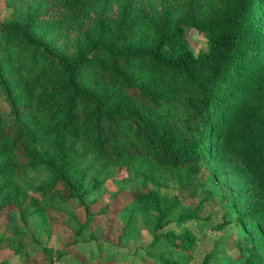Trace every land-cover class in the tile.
Returning a JSON list of instances; mask_svg holds the SVG:
<instances>
[{"label":"trees","instance_id":"1","mask_svg":"<svg viewBox=\"0 0 264 264\" xmlns=\"http://www.w3.org/2000/svg\"><path fill=\"white\" fill-rule=\"evenodd\" d=\"M11 1L19 11L27 0ZM113 1L109 14L89 0H38L0 20V255L16 239L24 247L35 223L51 229L56 217L68 238L58 259L102 258L111 222L106 206L92 209L108 182L120 189L119 212L138 210L153 223L146 251L131 263L187 264L196 232L211 221L203 206L217 190L246 233L235 243L239 264H264V0ZM83 16L89 22L71 51L38 28ZM187 29L205 48L190 46ZM89 154L96 160L85 165ZM234 163L250 185L240 207L220 186ZM110 167L148 182L151 168L169 169L186 194L125 190L122 179L100 178ZM41 170L48 178L31 187L18 180ZM198 192L196 205L185 203ZM135 231L128 219L109 245L120 247ZM90 241L97 254L82 247Z\"/></svg>","mask_w":264,"mask_h":264},{"label":"rangeland","instance_id":"2","mask_svg":"<svg viewBox=\"0 0 264 264\" xmlns=\"http://www.w3.org/2000/svg\"><path fill=\"white\" fill-rule=\"evenodd\" d=\"M38 0H27L23 2L16 10L11 0H0V20H9L15 18L27 8L33 7ZM42 1V0H40ZM105 0H89L88 6L96 8L99 12L113 13L115 10V2L113 0H107V4H104ZM18 8V9H19ZM89 19L86 16L73 20L69 25L65 27L47 26V23L39 24V31L47 32V38L57 40V44L60 48H65L69 51L73 49L76 42L77 35L80 28H84ZM52 25V24H51ZM186 35L190 46L199 51L205 48V40L194 29H187ZM85 144H81L80 148L85 149ZM96 160L94 154H89L84 161V164L93 163ZM218 159H214V163H217ZM238 164H227L226 170L221 173L220 186L227 188L229 194H232L237 199L241 200L239 207L243 204L247 195V190L250 192V185L248 176L243 170H239ZM152 172V181H144L143 177L134 176L133 173L128 174L126 170L110 167L102 171L100 178H113L122 179L124 182L123 187L125 190H130L133 186H147V188L158 190L161 195L173 196L180 194L184 197L186 193L180 192L179 180L177 181V172H172L166 168L155 167L151 168L149 174ZM49 174L43 170L34 172L31 171L24 177H20L18 180L31 187L37 184L39 181L48 178ZM207 187L213 188V183L209 182ZM118 186L116 184L105 182L97 191L96 197L98 203L93 207V211L97 212L102 207L106 206V212L109 213V220L111 222V232L109 234L108 243H106L105 254L103 253V259L94 256H87L86 258H78L80 262L85 264H134L131 260H135L144 251L146 246L150 242L153 234V223L147 214L141 211H120L118 208L117 199L113 197L114 194L119 193ZM222 190V189H221ZM188 194V193H187ZM190 194V192H189ZM200 192L195 196L185 197V203L188 205H196L200 200ZM216 194V195H215ZM215 194L208 199L203 206V215L211 214V221L206 227L203 233L196 232V239L190 250L191 259L187 264H202V261L210 251L214 248L220 251L217 257L212 261L213 264H239V250L235 243L238 238L243 237L246 233L242 226H237L233 219L235 218L236 209L230 205L228 200L222 198L223 191H215ZM123 198V197H122ZM119 212V213H118ZM5 211L0 215V235L2 226L5 221ZM130 219L136 231L133 238L125 242L120 247L111 246L110 241L115 239V236L121 231L125 221ZM52 222H51V221ZM231 221V222H230ZM52 223L51 229L44 230L38 229L37 223L33 225L35 235L28 237L24 247H21L19 240H15L13 245L1 252L0 264H73L72 262L63 258L58 259L60 246L63 245L66 238L64 230L58 228L59 222L56 217L49 219ZM221 224V227L217 225ZM171 228L178 230L174 223L170 224ZM221 237H228V239H222ZM88 239L84 237V240ZM37 240V241H35ZM90 243V244H87ZM82 247L86 250L93 251L94 254L98 253L97 248L93 245L92 241L81 243ZM42 250L45 252L41 253ZM116 255L117 259H113L109 262L106 261L110 256ZM51 259V261H50ZM102 259V263H99ZM115 260V261H114Z\"/></svg>","mask_w":264,"mask_h":264}]
</instances>
